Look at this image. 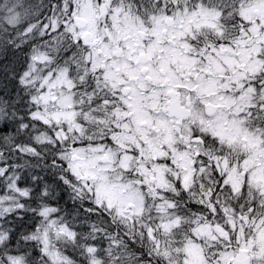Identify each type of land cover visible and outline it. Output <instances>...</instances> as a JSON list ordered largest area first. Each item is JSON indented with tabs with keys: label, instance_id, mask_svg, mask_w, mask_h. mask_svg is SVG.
Instances as JSON below:
<instances>
[{
	"label": "snow or ice",
	"instance_id": "snow-or-ice-1",
	"mask_svg": "<svg viewBox=\"0 0 264 264\" xmlns=\"http://www.w3.org/2000/svg\"><path fill=\"white\" fill-rule=\"evenodd\" d=\"M0 264H264V0H0Z\"/></svg>",
	"mask_w": 264,
	"mask_h": 264
}]
</instances>
